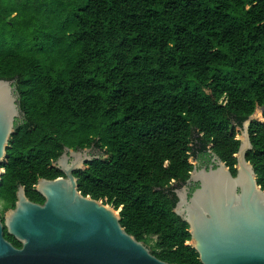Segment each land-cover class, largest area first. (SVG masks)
Masks as SVG:
<instances>
[{
  "label": "trees",
  "instance_id": "trees-1",
  "mask_svg": "<svg viewBox=\"0 0 264 264\" xmlns=\"http://www.w3.org/2000/svg\"><path fill=\"white\" fill-rule=\"evenodd\" d=\"M0 79L23 114L0 203L15 209L24 187L44 204L36 185L63 176L64 149L95 145L109 159L74 173L81 194L122 209L159 260L201 264L170 186L209 150L236 175L235 130L264 106V0H0ZM250 135L264 191V122Z\"/></svg>",
  "mask_w": 264,
  "mask_h": 264
},
{
  "label": "water",
  "instance_id": "water-1",
  "mask_svg": "<svg viewBox=\"0 0 264 264\" xmlns=\"http://www.w3.org/2000/svg\"><path fill=\"white\" fill-rule=\"evenodd\" d=\"M15 85L0 79V171L23 117ZM257 109L264 116V106ZM254 116L242 126L236 176L214 154L209 169L194 166L190 173L188 185H198L191 196L187 187L176 191L174 213L189 225L188 246L201 264H264V191L247 160L253 151L249 129ZM90 152L65 149L55 162L64 177L36 185L44 204L30 201L24 187L19 188L15 209L8 210L4 222L0 218V264H168L125 231L122 209L81 194L74 173L101 159ZM5 230L20 249L5 238Z\"/></svg>",
  "mask_w": 264,
  "mask_h": 264
},
{
  "label": "flooded vegetation",
  "instance_id": "flooded-vegetation-1",
  "mask_svg": "<svg viewBox=\"0 0 264 264\" xmlns=\"http://www.w3.org/2000/svg\"><path fill=\"white\" fill-rule=\"evenodd\" d=\"M263 118H264V116H263ZM22 119H23V117H22ZM237 129H238L239 133L236 132ZM236 130H235V132H236L235 139L240 142L241 139H238V138H241V136H242L243 127H237ZM249 132H250V129H249ZM250 138H251V135H250ZM211 147L212 146H210L209 148H211ZM65 149H64V152H65ZM83 150H91L90 154L93 157L100 156V158H102L103 160L109 159V156L106 155L103 151H100L99 149L95 148V145H93V147L90 149H77V150H72V151L73 152H82ZM213 155L214 154L209 150L207 156L193 159V161L195 162V165H193V166H196L199 170H201L203 168L209 169L210 166L212 165ZM70 156L71 155L69 154V157ZM236 156H237V153H236ZM73 160H74L73 158H70L69 163L72 162ZM55 164L56 163H54V165H53L54 167H56ZM86 166H87V164H85V167ZM236 167H237V162H236L235 170H236ZM236 173H237V171H236ZM62 177H64V175ZM185 187L189 188V196H191V194L196 190V188H198V185H196V184L188 185L187 181L185 183H180V184L173 182L170 186V189L173 191L174 194H176V191L181 190L182 188H185Z\"/></svg>",
  "mask_w": 264,
  "mask_h": 264
},
{
  "label": "rangeland",
  "instance_id": "rangeland-1",
  "mask_svg": "<svg viewBox=\"0 0 264 264\" xmlns=\"http://www.w3.org/2000/svg\"><path fill=\"white\" fill-rule=\"evenodd\" d=\"M255 114H254L255 116L253 115L254 117L252 118V121L253 122H257V123L264 122V118H263L262 112L260 110L257 109L256 112H255ZM236 132L239 133L238 129L236 130ZM238 139H242V136H241V138H238ZM190 163L192 165H194V163H195L192 158L190 159ZM0 173H1V171H0ZM9 209H10L9 206L6 205V203H2V202L0 203V218L1 219H5V217H6L7 212H8ZM148 248H150V250H155L154 243L153 242H150L148 244Z\"/></svg>",
  "mask_w": 264,
  "mask_h": 264
}]
</instances>
